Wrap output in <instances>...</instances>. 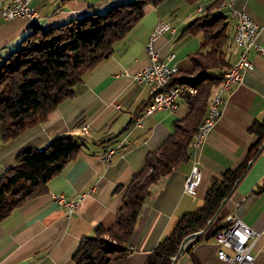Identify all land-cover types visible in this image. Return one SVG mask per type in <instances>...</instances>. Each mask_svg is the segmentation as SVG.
Here are the masks:
<instances>
[{
    "label": "crops",
    "instance_id": "obj_1",
    "mask_svg": "<svg viewBox=\"0 0 264 264\" xmlns=\"http://www.w3.org/2000/svg\"><path fill=\"white\" fill-rule=\"evenodd\" d=\"M125 1L32 0L41 13L36 22L26 16L0 19V62L20 46L32 25L52 26ZM212 1L163 0L157 5L147 4L144 16L115 43L113 53L74 85L73 97L61 102L46 120L13 138L5 140L0 133V174L17 163L21 150L42 147L57 134L85 135L89 143V148L81 150L48 181L45 193L27 199L0 220V264H75L73 254L80 239L92 234L97 224L115 221L123 196V189L117 190V186L129 181L143 166L147 152L157 149L172 132L174 121L189 111L180 97L176 110H157L146 115L140 125L134 124V116L152 96L150 85L134 80L136 72L150 62L151 33L160 19L170 21L173 29L157 36L152 46L162 60L178 65L179 74L193 75L189 54L198 49L202 34L181 33ZM232 9L254 17L261 25L257 41L264 43V0L223 1L218 10L230 21L231 39ZM231 39L225 48L229 63L237 60L240 51ZM172 52L175 56L169 59ZM249 58L252 66L226 93L222 113L204 142L197 149L192 147L189 160L151 185L130 238L125 264H145L177 218L202 205L211 180L236 168L255 142L257 137L249 127L253 121L264 119V54L252 50ZM84 125L87 133L82 129ZM112 136L113 141L97 144ZM109 149L112 154L106 161L104 153ZM195 160L202 177L195 192L189 193L184 190V181ZM60 192L68 198L81 196L79 207L69 214L66 206L53 199ZM225 205L228 213L236 214L259 232L252 264H264V143ZM218 248L216 236L202 238L190 251L180 253L175 264H226L218 257Z\"/></svg>",
    "mask_w": 264,
    "mask_h": 264
},
{
    "label": "trees",
    "instance_id": "obj_2",
    "mask_svg": "<svg viewBox=\"0 0 264 264\" xmlns=\"http://www.w3.org/2000/svg\"><path fill=\"white\" fill-rule=\"evenodd\" d=\"M162 1L128 0L52 26L32 25L20 46L0 62L1 137L13 138L46 120L54 108L75 95L74 85L113 53L115 43L144 16V7ZM223 1L209 3L205 12L192 19L181 33L202 34L198 49L189 54L195 74L178 72L171 79V83L182 85L181 97L189 107L188 113L174 121L172 132L157 149L147 152L143 166L129 181L117 186V190L123 189V196L115 221L97 224L92 234L80 239L73 254L75 264H125L130 238L151 185L191 158L192 140L207 114L212 89L232 65L225 52L231 39L230 21L218 10ZM190 87L196 92L190 93ZM149 101L142 104L140 111ZM249 131L257 138L243 161L211 180L202 205L177 218L145 264H175L180 245L189 234L204 230L184 251H190L202 238L217 235L227 225L225 200L260 152L264 119L253 121ZM113 139L114 136L97 144ZM87 148L85 135L69 132L55 135L42 147L21 150L17 163L0 174V220L27 199L45 193L48 181Z\"/></svg>",
    "mask_w": 264,
    "mask_h": 264
},
{
    "label": "built area",
    "instance_id": "obj_3",
    "mask_svg": "<svg viewBox=\"0 0 264 264\" xmlns=\"http://www.w3.org/2000/svg\"><path fill=\"white\" fill-rule=\"evenodd\" d=\"M1 1L3 0H0V18L13 19L19 16H29L39 19L41 17L39 9L31 3V0H9L5 4H1ZM232 12L235 20L233 41L240 48L239 56L230 66V71L223 73L225 78L223 93L217 96L214 105L211 107L206 129H203L199 141L194 145V149L200 147L220 117L226 93L231 90L234 84L242 80L244 71L252 66V61L249 58L250 52L255 50L260 54H264V43L257 41L261 25L245 11L232 9ZM172 29L173 26L170 21L161 19L154 27L151 39L153 40L157 35ZM148 52L150 62L136 72L134 80L150 85L152 96L149 103L134 117L135 125H140L146 115L157 110H176L178 100L182 94V85L177 82L171 83L173 75L179 72L178 65L162 60L158 51L152 45L148 46ZM174 56L175 53L172 52L167 57L173 59ZM192 92L193 89L190 87V93ZM84 129H87V126H84ZM111 154L112 149L105 151L104 158L106 161L110 160ZM201 177L202 169L195 160L185 178L184 190L194 193ZM53 199L66 206L70 214L80 203L81 196L77 199L68 198L60 192L55 193ZM226 222L227 225L216 235L219 243L218 257L223 259L226 264H252L256 257L253 245L259 236V232L251 228L234 213L226 215Z\"/></svg>",
    "mask_w": 264,
    "mask_h": 264
},
{
    "label": "bare ground",
    "instance_id": "obj_4",
    "mask_svg": "<svg viewBox=\"0 0 264 264\" xmlns=\"http://www.w3.org/2000/svg\"><path fill=\"white\" fill-rule=\"evenodd\" d=\"M230 1V0H229ZM230 16L231 18L234 20V15H233V12L232 10L230 11ZM230 71V68L227 69L225 72H229ZM224 72V73H225ZM224 87H225V78H224V75H223V78H222V81L220 82V84L216 87L214 93L212 94V97H211V100H210V104H209V108H208V111H207V114L204 118V120L202 121L201 125L199 126L197 132L195 133L194 135V138L192 140V146L194 147V145L197 143V141H199V138L201 137V133L203 131V129H206V122L209 120L210 118V111H211V107L214 105L216 99H217V96L218 95H221L223 93V90H224ZM193 89V92H195V89Z\"/></svg>",
    "mask_w": 264,
    "mask_h": 264
},
{
    "label": "rangeland",
    "instance_id": "obj_5",
    "mask_svg": "<svg viewBox=\"0 0 264 264\" xmlns=\"http://www.w3.org/2000/svg\"><path fill=\"white\" fill-rule=\"evenodd\" d=\"M31 1H32V0H31ZM33 5H34V4H33ZM35 6H36V5H35ZM36 7H37V6H36ZM37 8H38V7H37ZM242 11H243V10H242ZM39 12H40V10H39ZM245 12H246V11H245ZM247 13H248V12H247ZM40 14H41V13H40ZM248 14H249V13H248ZM249 15H250V14H249ZM250 16L253 17L252 15H250ZM26 17H29V16H26ZM29 18H30L33 22H36V21L38 20V19L31 18V17H29ZM253 18H254V17H253ZM0 19H4V18H0ZM6 20H10V19H6ZM160 20H161V19H160ZM160 20H159V21H160ZM230 20H233V19L230 18ZM159 21H158V22H159ZM233 21H234L233 33H234L235 20H233ZM158 22H157V23H158ZM134 26H135V25H134ZM134 26H133V27H134ZM155 26H156V25H155ZM133 27H132V28H133ZM164 32H165V31H164ZM197 34H198V33H196V34H191V33H190V34H188V35H190V36H197ZM198 35H199V34H198ZM157 36H159V35H157ZM157 36H156V37H157ZM232 36H233V35H232ZM156 37H155V38H156ZM123 38H124V37H123ZM155 38H154V39H155ZM154 39H153V40H154ZM232 39H233V38H232ZM153 40L150 39V41H149V45H152V41H153ZM258 42H259V41H258ZM149 45H148V46H149ZM152 47H153V46H152ZM158 53H159V52H158ZM257 53H258V52H257ZM148 54H149V52H148ZM258 54H260V53H258ZM159 57H160V54H159ZM149 58H150V57H149ZM160 58H161V57H160ZM190 64H191V66L193 67L191 61H190ZM192 67L190 68V70H192ZM194 74H195V73H194ZM194 74H193V75H194ZM145 84H146V83H145ZM218 84H219V83H218ZM218 84H217V85H218ZM217 85H216V86H217ZM216 86L213 87L212 92H213V90L215 89ZM192 87H194V86H192ZM195 92H196V91H195ZM195 92H194V93H195ZM213 93H214V92H213ZM150 100H151V98H150ZM142 110H143V109H142ZM142 110H141V111H142ZM141 111H140V112H141ZM168 111H169V110H168ZM137 114H138V113H137ZM137 114H136V115H137ZM136 115H135V116H136ZM135 116H134V117H135ZM84 126H86V125H84ZM84 126H82V129L84 130L85 133H87V132H88V127H87V129H84ZM190 145H191V143H190ZM192 147H193V146H192ZM191 149H192V148H191ZM59 204H60V203H59ZM61 205H62V204H61ZM78 207H79V204H78V206H77L76 208H78ZM75 210H76V209H75ZM198 231H201V232H199L200 235L204 233V230H203V229H202V230H198ZM197 233H198V232H197ZM215 236H216V235H215ZM193 239H194V238H193ZM193 239H191V240H193ZM191 240H190V241H191ZM181 244H182V243H181ZM186 246H187V245H186ZM180 247H181V245H180ZM185 248H186V247H185ZM185 248H184V249H185ZM183 251H184V250H183ZM181 253H182V252H181Z\"/></svg>",
    "mask_w": 264,
    "mask_h": 264
},
{
    "label": "water",
    "instance_id": "obj_6",
    "mask_svg": "<svg viewBox=\"0 0 264 264\" xmlns=\"http://www.w3.org/2000/svg\"><path fill=\"white\" fill-rule=\"evenodd\" d=\"M225 202H226V200H225ZM198 235H200V233L194 232V233L189 234V235L183 240V242H182V244H181V247H180L179 255H180V253L184 250V248L186 247V245L190 242V240L193 239V238H195V237H197ZM177 257H178V256H177ZM177 257H176V258H177Z\"/></svg>",
    "mask_w": 264,
    "mask_h": 264
}]
</instances>
